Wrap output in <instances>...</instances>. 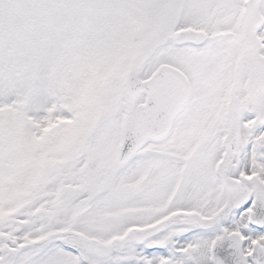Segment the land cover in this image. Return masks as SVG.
I'll use <instances>...</instances> for the list:
<instances>
[{"label":"snow or ice","instance_id":"snow-or-ice-1","mask_svg":"<svg viewBox=\"0 0 264 264\" xmlns=\"http://www.w3.org/2000/svg\"><path fill=\"white\" fill-rule=\"evenodd\" d=\"M0 264H264V0H0Z\"/></svg>","mask_w":264,"mask_h":264}]
</instances>
